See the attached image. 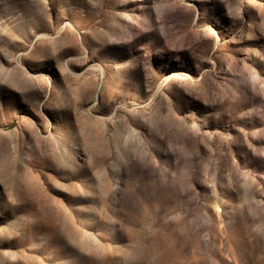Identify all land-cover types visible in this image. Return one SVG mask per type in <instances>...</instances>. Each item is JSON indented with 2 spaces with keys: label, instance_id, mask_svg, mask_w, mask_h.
<instances>
[{
  "label": "rangeland",
  "instance_id": "1",
  "mask_svg": "<svg viewBox=\"0 0 264 264\" xmlns=\"http://www.w3.org/2000/svg\"><path fill=\"white\" fill-rule=\"evenodd\" d=\"M0 264H264V0H0Z\"/></svg>",
  "mask_w": 264,
  "mask_h": 264
}]
</instances>
